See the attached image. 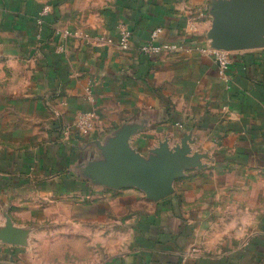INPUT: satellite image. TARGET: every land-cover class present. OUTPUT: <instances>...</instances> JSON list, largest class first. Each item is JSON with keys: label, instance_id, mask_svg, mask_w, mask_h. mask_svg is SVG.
I'll return each instance as SVG.
<instances>
[{"label": "crops", "instance_id": "obj_1", "mask_svg": "<svg viewBox=\"0 0 264 264\" xmlns=\"http://www.w3.org/2000/svg\"><path fill=\"white\" fill-rule=\"evenodd\" d=\"M0 264H264V0H0Z\"/></svg>", "mask_w": 264, "mask_h": 264}, {"label": "built area", "instance_id": "obj_2", "mask_svg": "<svg viewBox=\"0 0 264 264\" xmlns=\"http://www.w3.org/2000/svg\"><path fill=\"white\" fill-rule=\"evenodd\" d=\"M49 14V7H43L40 11V16L36 20V23L39 26L43 24V18ZM161 29H155L150 35V42L141 45L138 48L140 54L153 56L159 55L162 53H167L170 55H176L181 50V46L175 43H165L161 45L152 44L154 40L157 39L161 33ZM132 33L126 27H121L119 32V42L118 47L121 51H128L130 49V39ZM215 61L219 69V75L224 76L226 69L228 68L230 61L228 58V53L224 51H214L213 53ZM95 120V115L93 113L80 114L74 122V128L81 131H91L93 128V122Z\"/></svg>", "mask_w": 264, "mask_h": 264}, {"label": "water", "instance_id": "obj_3", "mask_svg": "<svg viewBox=\"0 0 264 264\" xmlns=\"http://www.w3.org/2000/svg\"><path fill=\"white\" fill-rule=\"evenodd\" d=\"M183 165L177 157L166 159L154 166L135 164L136 179L152 197L159 199L172 191L173 179L179 175V168Z\"/></svg>", "mask_w": 264, "mask_h": 264}]
</instances>
